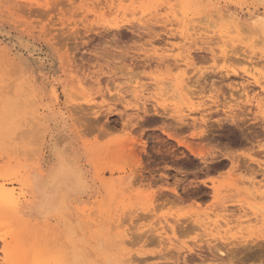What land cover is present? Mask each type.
I'll use <instances>...</instances> for the list:
<instances>
[{
    "label": "rangeland",
    "instance_id": "rangeland-1",
    "mask_svg": "<svg viewBox=\"0 0 264 264\" xmlns=\"http://www.w3.org/2000/svg\"><path fill=\"white\" fill-rule=\"evenodd\" d=\"M263 20L264 0H0V264H65L69 230L89 264L95 238L115 264H231L207 244L257 243L264 254ZM135 96L186 116L191 127L171 133L203 155L170 140L161 120L140 122L124 107ZM232 115L247 117L244 132ZM210 126L227 148L201 136ZM54 142L84 180L41 215L31 180L46 176ZM228 148L250 172H194L196 157L207 165Z\"/></svg>",
    "mask_w": 264,
    "mask_h": 264
},
{
    "label": "bare ground",
    "instance_id": "bare-ground-1",
    "mask_svg": "<svg viewBox=\"0 0 264 264\" xmlns=\"http://www.w3.org/2000/svg\"><path fill=\"white\" fill-rule=\"evenodd\" d=\"M99 5V4H98ZM232 16V15H231ZM233 17V16H232ZM237 17V16H236ZM235 18V16L233 17V19ZM238 18V17H237ZM260 19V18H259ZM235 20V23L236 22H238V20H240L239 18H238V20H236V18L234 19ZM259 21V20H258ZM256 24H260L261 25V29H262V31L264 32V20L262 21V22H255ZM241 24V23H240ZM235 25V24H234ZM236 25H239V22L238 23H236ZM114 28H116V29H119L120 28V23H119V25L117 26L116 24H114ZM243 26H245V24L243 25ZM256 26V25H255ZM259 26V25H258ZM80 38V37H79ZM25 42V41H24ZM24 42H22L21 41V44H20V46H21V49H28V45L26 44V43H24ZM27 42V41H26ZM71 42V41H70ZM33 46V45H32ZM69 53V52H68ZM72 57H73V55H72ZM28 61V60H27ZM133 62V61H132ZM133 65V64H132ZM247 74H251L252 76H253V74L252 73H247ZM255 80V79H254ZM110 82V81H109ZM255 84H258V81H255ZM138 87V86H137ZM141 87H144V86H141ZM123 88V87H122ZM139 88H140V86H139ZM134 89H136V87L134 88ZM183 89H184V87H183ZM182 89V90H183ZM245 90V89H244ZM133 92V91H132ZM139 93V92H138ZM133 95V94H132ZM118 96H120L121 98L123 97V95L121 96V94H119L118 93ZM124 97H126V96H124ZM124 97H123V99H124ZM135 97H137V96H135ZM138 98V97H137ZM139 98H141V97H139ZM139 98L137 99V102H139L138 104L140 105H138V104H128L127 106H124L125 108H129V109H135V110H137L138 112H137V119L141 122H143V123H146L147 122V124H148V122H149V124L150 123H155L156 121H160L161 120V122H162V124H161V128H162V133L163 134H165L170 140H174V141H176L178 144H180V145H184L186 148H188L189 149V151H190V153L192 154V155H195V156H201V155H203L202 153L203 152H201V153H198V152H196L195 151V149L194 148H192L191 147V145L190 144H188V143H186L185 141H183L182 140V138L180 139V138H177V136H175L173 133H174V130L175 129H177V131H178V129H181V128H183L184 126H187V125H189L188 123L187 124H185L186 123V119L187 118H185L184 117V115L182 116H180V113H179V115H175V114H172V115H170V116H167V114L165 115L164 113H160L159 111H158V108L157 107H155V106H157V105H155L154 103H152V104H154V106L152 107L153 109H151L150 110V108L148 107V102H150V101H147V100H145V101H139ZM144 98V97H143ZM122 99V100H123ZM118 100H120V99H118ZM124 101H125V99H124ZM115 102V101H114ZM117 102V101H116ZM122 102V101H121ZM118 103V102H117ZM124 103V102H123ZM127 103V102H126ZM125 103V104H126ZM129 103V102H128ZM112 104V103H111ZM110 104V105H111ZM150 104V103H149ZM114 105V104H113ZM167 105V104H166ZM161 107H162V105H160ZM167 106H169V105H167ZM165 108H167V107H165L164 106V111H166L167 109H165ZM111 110H112V108H111ZM116 110V109H115ZM153 110V111H152ZM108 111H110V110H108ZM117 111V110H116ZM93 112V111H92ZM91 112V114L92 115H94V113H92ZM107 112V111H106ZM113 113H114V111H112ZM182 112V111H181ZM85 113V112H84ZM90 113V112H89ZM88 113V114H89ZM95 113H97L96 111H95ZM111 113V112H110ZM112 113V114H113ZM116 113V112H115ZM140 113V114H139ZM167 113V112H166ZM88 114L87 115H84L86 118H87V116H88ZM91 114H90V116H88L90 119H94L95 117H91ZM100 114H102V113H99V115ZM142 114V115H141ZM107 115H109V113H107ZM120 115H121V113H120ZM123 115V114H122ZM105 116V115H104ZM127 117H128V115H126ZM83 118V116L82 117H80V119H86V118ZM97 118H100V117H102L101 115L98 117V115L96 116ZM130 117H131V115H130ZM133 117V116H132ZM131 117V118H132ZM97 118H95V119H97ZM148 118L150 119V118H153L152 120L150 119V120H148ZM89 119V120H90ZM133 119H134V121H135V118L133 117ZM256 119V118H255ZM86 120H88V118L86 119ZM85 120V121H86ZM132 120V119H131ZM129 121V122H132V121ZM170 120H172L171 122H170ZM245 120H247V117H241V116H237V115H232V116H230L229 117V119L228 120H226L227 121V123H229V125L231 124V125H233L234 127L236 126V128H239V129H241L242 130V127H240L239 126V123H240V125L242 126V124H243V122H245ZM264 120V119H263ZM263 120H261V121H263ZM53 121H54V125L57 127V124L55 123V122H57V120L54 118L53 119ZM122 121V120H121ZM158 121V122H159ZM128 122V123H129ZM241 122H242V124H241ZM264 122V121H263ZM82 123V122H81ZM134 122H132V124H133ZM136 123V122H135ZM176 125H175V124ZM220 123V122H219ZM85 124H86V122H85ZM130 124V123H129ZM224 124H225V122H224ZM174 125H175V129L172 131V129L174 128ZM223 125V124H222ZM126 126V125H125ZM153 126H155V125H153ZM193 126V125H192ZM195 126V125H194ZM192 127V128H196V127ZM197 126V125H196ZM86 127V126H85ZM141 127V126H140ZM188 127H191V126H187V128ZM207 127V126H206ZM211 127V126H210ZM221 127V126H220ZM90 129H92L91 127H90ZM145 129V128H144ZM206 129V128H205ZM204 129V130H205ZM211 130H212V128H210ZM100 130V129H99ZM182 130H184V129H182ZM190 130H191V128H190ZM189 130V131H190ZM194 130V129H193ZM106 131V130H105ZM104 130H103V132L101 131V133H104L105 132ZM171 131L173 132V133H171ZM176 131V130H175ZM184 132V131H183ZM242 132H244V130H242ZM143 133V132H142ZM212 133V132H211ZM178 134H180V132L178 133ZM197 134V133H196ZM210 135V130H209V128H208V130L206 129V131H203V132H201V136L202 137H204V138H206L207 139V136H209ZM194 136V135H193ZM201 136H199V137H201ZM237 136V135H236ZM196 137V136H195ZM235 137V136H234ZM156 138V137H155ZM197 138H198V134H197ZM196 138V139H197ZM209 138H211V137H209ZM208 138V139H209ZM247 138V137H246ZM205 139V140H206ZM212 139V138H211ZM253 139V138H252ZM126 141V140H125ZM136 140H134V142H135ZM249 142H251V140L249 141ZM130 144V143H129ZM132 144H134V143H131L130 145H132ZM126 145H128V143H126ZM165 145V144H164ZM168 145V144H167ZM170 145V144H169ZM233 145V144H232ZM251 145H254V143H251ZM146 147V146H145ZM163 147V146H162ZM253 147V146H252ZM230 149V148H229ZM229 149H227V150H229ZM223 150V149H222ZM226 150V151H227ZM251 150V149H250ZM125 151H128V150H125ZM224 151V150H223ZM224 152V153H226L225 155H224V158L225 159H228V162H229V160L231 161L230 162V164H232V168H246L247 170H249V166L247 165V162L246 163H244V164H239V162H237V160H236V156H235V151H232L231 149L228 151V152ZM132 152H134V151H132ZM163 152H165V151H163ZM50 153H51V160H50V166H49V169H48V171H47V174H46V176L48 175V173L50 172V170H52L55 166H56V163H57V154H63V156L67 159V160H69L72 164H73V166L74 167H76L77 169H78V167L75 165V163L73 162V160H72V157H69L58 145H57V142H54L53 143V146H52V148H51V151H50ZM130 153H131V151H130ZM167 153V152H166ZM171 154V153H170ZM205 155V154H204ZM132 156V155H131ZM133 156H135L136 157V166H139V167H143L144 166V164H143V161H142V159H141V157L139 156V154L138 153H135ZM245 162V161H244ZM241 163V162H240ZM187 164V163H186ZM221 165V164H220ZM250 165V164H249ZM145 167V166H144ZM226 167V166H225ZM146 168V167H145ZM189 168V167H188ZM244 168V169H245ZM252 168V167H251ZM214 169V168H213ZM218 169V168H217ZM220 169V168H219ZM216 170V169H215ZM238 170V169H237ZM241 170V169H240ZM246 170V171H247ZM254 170V169H253ZM245 171V170H244ZM251 170H249V172H250ZM131 177H133V176H131ZM235 180V179H234ZM230 186H236V183L233 181V183H231L230 184ZM262 186V185H261ZM151 187V186H150ZM262 188V187H261ZM8 189V188H7ZM235 189V188H234ZM234 189H233V191H234ZM9 190V189H8ZM11 190V189H10ZM73 191H76V187H71L70 185H65L64 186V193L67 195V197L69 196V194L71 193V192H73ZM175 193H177L176 192V190H173ZM8 191H6V190H4V187H3V189H1L0 190V196H2V195H5L6 193H7ZM12 192V191H11ZM8 194V193H7ZM264 194V193H263ZM262 194V195H263ZM12 195V194H11ZM60 195H61V191L59 190V197H60ZM156 194H155V192H153V194L151 195V201L152 200H155L154 198L156 197L155 196ZM261 199H263V198H261ZM58 200H59V198H58ZM153 203V202H152ZM172 228V231L174 232V234H175V229H174V226H172L171 227ZM163 233H161L160 235H158V236H160V238L162 239H164L165 240V238L163 237V235H162ZM162 239V240H163ZM169 239V238H168ZM161 240V241H162ZM163 240V241H164ZM170 240V239H169ZM0 241L1 242H4L5 241V239L0 235ZM162 241V242H163ZM170 242H171V240H170ZM164 243V242H163ZM162 244V243H161ZM208 245V249H209V251L212 253V254H214L215 253V255L217 256V257H220L221 259H222V257L223 258H227L228 259V261L231 263V264H235L236 262H240V263H244L246 260H252V259H262V260H264V254H263V252H262V248H261V246H259L257 243H252V244H243V245H241V243H240V245H234L233 243L231 244L230 243V245H226V244H224V245H226L225 247L226 248H228V247H230L229 249H228V251L227 250H222L219 246H216V244H207ZM223 245V244H222ZM249 245H251L250 246V248H249ZM203 248V247H202ZM193 249L194 248H192L190 251L191 252H193ZM245 251V252H244ZM237 255H241V257L240 258H237ZM200 256V255H199ZM212 256V255H211ZM216 256H214V257H216ZM201 257H203V256H201ZM207 257V256H206ZM218 259V258H217ZM216 261V260H215ZM186 262V261H185ZM204 262V261H203Z\"/></svg>",
    "mask_w": 264,
    "mask_h": 264
},
{
    "label": "clouds",
    "instance_id": "clouds-1",
    "mask_svg": "<svg viewBox=\"0 0 264 264\" xmlns=\"http://www.w3.org/2000/svg\"><path fill=\"white\" fill-rule=\"evenodd\" d=\"M83 180L82 173L63 154H57L56 166L50 170L47 176L35 173L32 177L35 210L41 215H50L59 211V190L65 185L80 186L83 184ZM68 235L73 242V247L68 250L65 256V264H89L84 244L77 236L73 235L71 230H69ZM88 244L97 253L96 264H115V259L106 253L103 238H95Z\"/></svg>",
    "mask_w": 264,
    "mask_h": 264
},
{
    "label": "flooded vegetation",
    "instance_id": "flooded-vegetation-1",
    "mask_svg": "<svg viewBox=\"0 0 264 264\" xmlns=\"http://www.w3.org/2000/svg\"><path fill=\"white\" fill-rule=\"evenodd\" d=\"M210 113H216V110L214 111V112H212V111H210ZM213 122V121H212ZM210 128H212V126L211 127H209V130H210V135L209 136H207V141H210L209 143H211L212 145H214L215 147H219L218 145H221L223 148H227V146H229L230 145V143H231V141H230V137L229 136H226V135H219V134H215L213 131V128H212V130L210 129ZM212 132V133H211ZM209 137H211V138H209ZM209 138V139H208ZM198 144L199 143H202L203 145H207V142H197ZM229 149V148H228ZM226 152H228V151H226ZM223 155H225V153L223 154ZM199 161L195 164V166H194V172L195 173H198V174H203V175H207L206 174V171L208 172L209 170L211 171V172H217V170H215V168H216V165L217 164H219V163H223V164H226L225 166H228L229 165V167L231 166V164H230V160H229V162H228V159H225L224 158V156H220V158H218V159H216V160H214V161H208L207 163V165H206V163H204L205 161H203L200 157H196ZM208 165H209V167H208ZM211 166V167H210ZM214 168V169H213Z\"/></svg>",
    "mask_w": 264,
    "mask_h": 264
}]
</instances>
